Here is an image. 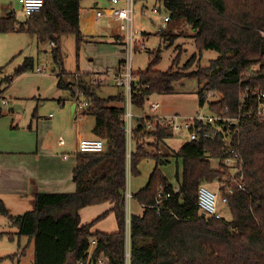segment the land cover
Returning <instances> with one entry per match:
<instances>
[{"label": "trees", "instance_id": "obj_1", "mask_svg": "<svg viewBox=\"0 0 264 264\" xmlns=\"http://www.w3.org/2000/svg\"><path fill=\"white\" fill-rule=\"evenodd\" d=\"M157 1L170 14L168 23L173 17L189 23L197 53L180 70L172 64L162 71L155 68L160 49L150 52L146 69L134 72L131 103L135 112L147 114L144 105L150 95L172 93L176 81L187 77H195L201 86L200 106L207 92L218 91L220 98L210 104L216 108L228 105L235 111L244 86L264 90V0ZM79 7L80 0H44L40 10L29 15L17 29L13 11L0 17V33L21 30L35 35L40 42L55 43L51 53L59 69L58 87H66L72 94L75 87L83 91L89 100L85 115L94 117L92 132L105 142L102 152L76 153L74 192L33 191L32 208L21 214H10L0 199V215L16 228L11 233L27 236L33 243L34 264H85L87 259L95 263L100 256L109 264H125L127 169L130 175H137L140 161L154 157L155 165L147 183L132 193L144 209L140 215H130V264H264V120H251L233 139L242 159L241 171L234 176L242 174L239 182L243 188L232 185L233 191L227 196L225 206L231 218L201 216L197 203L199 185L219 181L234 172L229 173V166L224 164L230 153L223 139L191 140L178 151L165 153L160 147L171 133L163 128L148 131L146 119L138 117L134 119V148L128 159L123 90L117 87L115 93L103 95L102 88L107 84L94 82L90 72L75 75V82L63 80L61 37L73 35L77 50L87 42L79 26ZM158 32L169 41L174 37L165 29ZM206 49L217 50L219 56L203 66L199 64L200 56ZM178 58L179 55L173 63ZM30 69L33 63L29 58L14 75ZM11 77H5L7 84ZM145 144L156 152L147 151ZM167 156L182 162L177 187L159 169L168 161ZM158 188L170 196L157 204ZM105 202L111 208L90 222L81 223L82 208ZM111 212L116 231L91 230L92 225Z\"/></svg>", "mask_w": 264, "mask_h": 264}, {"label": "rangeland", "instance_id": "obj_2", "mask_svg": "<svg viewBox=\"0 0 264 264\" xmlns=\"http://www.w3.org/2000/svg\"><path fill=\"white\" fill-rule=\"evenodd\" d=\"M96 2L98 4H96ZM106 2L107 0H80V6L82 9L86 10V15L88 16L92 15V11L94 13V10L97 8L96 6L102 7ZM154 7H158L161 14H163V5L157 0H134V28L142 31V34L135 35L134 38L136 44L139 45V47L143 45V48H138L133 51L131 60V69L133 72L144 71L149 64L150 52L156 49H160V58L155 68L162 71L168 70L172 64H174V69L180 70L190 56L197 53V48L192 37V28L183 18L173 17L165 27L163 26L165 31H170L171 34H174L172 41L161 37V33L158 32V28L161 26V17L152 13ZM4 8H8V10H4ZM8 11L14 12L16 29L19 28L20 23L26 21L27 17L23 13L18 0H0V17L6 15ZM97 20V23L101 25H103L102 22L104 25L110 23L106 22L107 20L104 18ZM115 23L112 24L115 26L116 31L119 35H123L124 32L120 31L117 23ZM119 38L120 37H118V39ZM60 47L63 53V68L65 70L63 80L66 83L75 82L77 71L79 69H87L88 64L93 62L92 64L97 66L107 64L113 65L114 62L112 59L115 60L118 55H120V53H114L116 52L114 48L111 52V48L106 45L98 46L91 44L89 47H86L82 44L80 49L77 50L75 37L69 34L61 37ZM51 50L52 46L48 40L40 42L35 35H31L26 31L15 30L13 32L0 33V72L2 71L6 75L14 76V80L7 92V96L11 97V102L16 98L40 95L41 98H44V102L48 104L47 111H54L55 105H58L56 99H53L54 97L62 96L63 98L71 99V93L66 87L60 88L57 86L58 81L56 79V73L59 69H57L53 62ZM108 51H110L108 54L103 53H107ZM177 55H179V58L176 63H173ZM218 56L219 52L217 50H203L199 64L203 66L208 65L211 59H215ZM29 58L32 59L34 70L30 69L22 74L14 75L16 70ZM121 58H124V54ZM37 67L40 68L43 73H37L35 71ZM194 67L195 65L192 66V68ZM174 87L175 90L172 93H153L150 95L145 102L144 112L147 114L152 113L150 109V104L152 102L158 104L155 113L160 115L175 113L194 115L200 111L203 113L211 112L208 104L205 103L203 106L199 104L198 92L201 86L195 77H187L176 81ZM117 89L115 85L103 86L102 94L106 96L115 93L118 91ZM219 98L220 94L218 91H209L205 96V99L209 102L218 100ZM17 99L16 105L20 113H31V108L33 106L36 107V101L30 100L33 104L25 108L28 103L20 104L22 100ZM15 108L16 106H14V109ZM65 108H70V102H67ZM133 111L135 112V110ZM84 122L85 123L81 125V133L89 131L90 125L93 124L92 116L87 117ZM146 138L149 140L148 137ZM186 141L187 140L184 138H179L171 134V137L164 140V145L162 144L160 150L165 153L178 151ZM130 144L132 150L134 148L132 137ZM144 148L150 153L156 152L153 147L147 144L144 145ZM157 153H159V151H157ZM167 159V162L159 165V169L168 181L174 187H177L182 177V162L174 156H167ZM154 165V157H145L140 161L138 165L139 174L130 175L129 178V187L132 193H135L143 187ZM225 178L226 176L223 177V179ZM227 179H229V177H227ZM205 185L219 195V211L223 218L229 220L231 218V213L221 201V194L217 190L216 181ZM105 204L106 206L109 205V203ZM14 205L16 207L11 209L12 213L18 211L16 214L24 213L32 208L31 203L27 199L25 201L17 200ZM130 206L131 213L139 211V205L135 202V199L131 200ZM104 208L105 207H101L100 210L92 215H94V217L98 216L100 211ZM88 217H91V214L86 211V213L81 216V220L83 221L85 218V221H88ZM110 220V218L109 220L107 219L106 224L108 226H110ZM9 225V219L4 215H0V264H34L33 243H30L27 236H18L17 234L11 233L14 232L16 228L10 227Z\"/></svg>", "mask_w": 264, "mask_h": 264}, {"label": "crops", "instance_id": "obj_3", "mask_svg": "<svg viewBox=\"0 0 264 264\" xmlns=\"http://www.w3.org/2000/svg\"><path fill=\"white\" fill-rule=\"evenodd\" d=\"M96 4L98 3L96 2ZM110 5V0H107L101 8ZM4 10H8V8H4ZM86 13V10L80 6L79 26L85 39L88 40L83 44L86 47L91 44L106 45L111 48V52L114 48L116 49L114 53H120V55L115 60L112 59L113 65L97 66L92 62L88 64L87 69L77 71L81 74L95 73L109 66H115L122 61L123 58L121 57L124 54L123 42L120 40L122 36L118 34L112 24L115 22L104 18L107 20L106 22L110 23L104 25L102 22L103 25H101L97 23L98 20L93 11L92 15L87 16ZM118 37L120 38L118 39ZM110 51L103 53L108 54ZM37 68L35 70L37 73H43L40 68L39 70ZM7 75L2 71L0 72V106L2 110V116L0 117V199L4 202L10 214H16L18 211L12 213L11 209L16 207L15 202L27 199L31 203L33 191L66 193L75 191L76 184L73 181V169L76 165L77 139L80 136H95L92 132L94 117L92 116L93 124L90 125L89 131L81 133V125L85 123L84 121L90 115H85L84 119L79 122L75 120V98L71 92V99L62 96L53 98L58 103V105H55L54 111H47L48 104L44 102V98H41L40 95L16 98L22 100L20 104L28 103L25 108L31 106L32 101H36V107L31 108V113H20L17 109L16 99L11 102V97L7 96L8 89L14 80L13 76L10 83L7 84L5 80ZM56 79L58 81L57 73ZM67 102H70V108L68 109L65 108ZM14 106H16L15 109ZM60 137L65 141L63 144L58 142ZM148 179L149 176L145 184ZM135 202L137 203L136 200ZM105 203L82 208L80 218L86 211L91 214V217H88V221H85L84 218L81 223L84 224L93 220L95 217L92 214H95L101 207L105 208L100 211V214L111 208V204L106 206ZM138 209L139 211L134 212V214L140 215L143 213L144 208L142 206L139 205ZM105 217V219L103 218L92 225L91 230L107 233L116 231L117 223L114 214L111 212ZM109 218L111 219L110 226L106 224Z\"/></svg>", "mask_w": 264, "mask_h": 264}, {"label": "built area", "instance_id": "obj_4", "mask_svg": "<svg viewBox=\"0 0 264 264\" xmlns=\"http://www.w3.org/2000/svg\"><path fill=\"white\" fill-rule=\"evenodd\" d=\"M21 9L26 16L40 10L44 4V0H19ZM111 5L107 7H97L94 10V16L97 19L106 18L114 21L118 25V29L123 33V53L124 58L120 63L113 67L106 68L102 71L93 73V81L100 84L115 85L120 87L125 97V112L123 129L126 135V156L130 159L131 144L130 140L134 128V119L142 117L146 119L145 129L155 130V128H163L168 130L172 135L184 138L188 141L198 139H215L220 137L223 139L225 148L229 151V155L225 158L224 164L229 166L231 176L216 181V187L221 194V201L227 205V196L232 193V185L242 189L243 186L239 182L242 174L236 178L234 174L241 171L242 159L238 149L233 146V139L239 134L240 129L251 120H264V90L260 87L244 86L238 94V108L233 111L228 105L221 108H215L207 99L204 104H208L210 113L197 112L194 115L175 114H157L155 111L158 104L152 102L150 104L151 114L137 113L133 111L131 103V92L136 81L134 72L131 69V60L135 49H142L135 42V35L142 34V31L134 28V0H110ZM146 13V12H143ZM152 13L161 17V26L158 31H162L168 21L170 14L167 11H161L158 7H154ZM164 26V27H163ZM52 47L54 42H50ZM39 70V68H37ZM81 74L77 72L76 75ZM136 86V85H135ZM73 96L75 98L74 118L77 122L81 121L85 116V109L89 105V100L84 96L82 90L74 88ZM215 101V100H214ZM3 103L5 101L2 100ZM203 104V105H204ZM202 105V106H203ZM59 143L63 144V138H59ZM105 149V142L98 136H80L77 139L76 152H92L98 153ZM129 167V164L127 165ZM229 177V179H227ZM130 172L127 169V187L125 191V207H126V244H125V264H130V245H129V224L131 215L132 192L129 187ZM177 188H175L176 190ZM157 204L162 198H167L170 193L164 191L163 188L157 190ZM164 195V196H163ZM219 195L212 191L207 185L201 184L198 187L197 203L201 212L206 216L222 218L218 208ZM159 211V208H157ZM93 243V240H92ZM85 264H109L107 259L100 256L95 263H89L88 259Z\"/></svg>", "mask_w": 264, "mask_h": 264}, {"label": "water", "instance_id": "obj_5", "mask_svg": "<svg viewBox=\"0 0 264 264\" xmlns=\"http://www.w3.org/2000/svg\"><path fill=\"white\" fill-rule=\"evenodd\" d=\"M201 216H205L204 212H201Z\"/></svg>", "mask_w": 264, "mask_h": 264}]
</instances>
